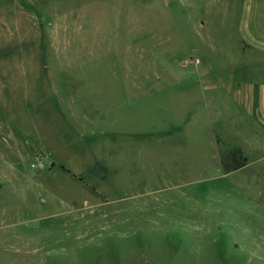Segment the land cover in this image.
I'll return each mask as SVG.
<instances>
[{
    "label": "rangeland",
    "instance_id": "obj_1",
    "mask_svg": "<svg viewBox=\"0 0 264 264\" xmlns=\"http://www.w3.org/2000/svg\"><path fill=\"white\" fill-rule=\"evenodd\" d=\"M241 21L264 0H0V264H264V138L217 132L248 161L222 170L164 79Z\"/></svg>",
    "mask_w": 264,
    "mask_h": 264
},
{
    "label": "crops",
    "instance_id": "obj_2",
    "mask_svg": "<svg viewBox=\"0 0 264 264\" xmlns=\"http://www.w3.org/2000/svg\"><path fill=\"white\" fill-rule=\"evenodd\" d=\"M240 24L235 51L224 62L197 59L195 74L164 78L174 89L169 100L173 112L169 122L173 130L183 131L187 141H191L190 132L207 131L215 140L212 160L222 170L220 151L225 145L220 141L224 137L217 132L240 133V125L244 123L248 138L251 135L254 140L259 136L256 132L264 138V24L257 26V31H252L243 21ZM186 65L187 62L184 67ZM194 137L203 139L201 135ZM260 145H264V139ZM187 146H191L189 142ZM230 147L226 151L241 149L243 152L246 146L233 144Z\"/></svg>",
    "mask_w": 264,
    "mask_h": 264
},
{
    "label": "trees",
    "instance_id": "obj_3",
    "mask_svg": "<svg viewBox=\"0 0 264 264\" xmlns=\"http://www.w3.org/2000/svg\"><path fill=\"white\" fill-rule=\"evenodd\" d=\"M220 157L223 169L226 172L237 171L246 166V160L241 149H233L229 152L221 149Z\"/></svg>",
    "mask_w": 264,
    "mask_h": 264
}]
</instances>
